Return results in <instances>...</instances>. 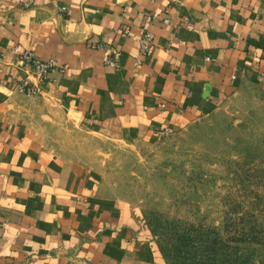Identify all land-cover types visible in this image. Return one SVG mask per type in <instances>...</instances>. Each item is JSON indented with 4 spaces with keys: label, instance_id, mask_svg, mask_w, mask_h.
Returning a JSON list of instances; mask_svg holds the SVG:
<instances>
[{
    "label": "crops",
    "instance_id": "crops-1",
    "mask_svg": "<svg viewBox=\"0 0 264 264\" xmlns=\"http://www.w3.org/2000/svg\"><path fill=\"white\" fill-rule=\"evenodd\" d=\"M145 31L154 46L136 67ZM16 47L62 68L38 96L21 90ZM247 77L264 81V0H0V264H166L106 207L89 169L45 144L38 117L71 114L132 153L212 116Z\"/></svg>",
    "mask_w": 264,
    "mask_h": 264
},
{
    "label": "rangeland",
    "instance_id": "rangeland-1",
    "mask_svg": "<svg viewBox=\"0 0 264 264\" xmlns=\"http://www.w3.org/2000/svg\"><path fill=\"white\" fill-rule=\"evenodd\" d=\"M51 113L38 117L45 144L97 177L106 207L152 259L264 264L263 80L247 77L212 116L132 153Z\"/></svg>",
    "mask_w": 264,
    "mask_h": 264
},
{
    "label": "built area",
    "instance_id": "built-area-1",
    "mask_svg": "<svg viewBox=\"0 0 264 264\" xmlns=\"http://www.w3.org/2000/svg\"><path fill=\"white\" fill-rule=\"evenodd\" d=\"M61 13L65 16H70L68 8H62ZM149 20L160 21L163 25H171V20L167 16H162L160 13H154L148 17ZM116 34H122L124 37L130 35L129 29L116 30ZM139 50L138 58L135 61V66L139 67L142 63L141 58L146 57L154 46V36L148 31L142 32L138 39ZM97 50L104 52L103 61L106 67L114 69L118 66L119 56L111 48L107 47L104 43L96 45ZM11 53L26 67L28 77L20 84L22 92L29 97H35L42 93V85L50 80V76L62 70L57 65V62L50 59H40L35 53L31 51H21L19 48H14ZM209 61V59H207ZM29 76L36 80V84L30 81ZM168 131H162L161 136H166Z\"/></svg>",
    "mask_w": 264,
    "mask_h": 264
}]
</instances>
